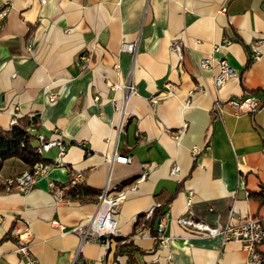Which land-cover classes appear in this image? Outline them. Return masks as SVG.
<instances>
[{"label": "crops", "instance_id": "crops-1", "mask_svg": "<svg viewBox=\"0 0 264 264\" xmlns=\"http://www.w3.org/2000/svg\"><path fill=\"white\" fill-rule=\"evenodd\" d=\"M123 40L139 41L135 60L120 50ZM176 40L182 58L171 47ZM254 43L261 54L251 61ZM206 58L225 59L237 76L217 88V66L200 67ZM129 77L138 93L125 101L112 85ZM248 95L263 103L254 114L236 116L225 104ZM16 107L39 119V133L65 143L66 166L25 195L0 194V264H26L14 234L26 227L40 264H246L239 243L196 234L179 219L224 229L258 217L264 225V0H0L1 129L12 127ZM115 154L131 161L108 162ZM29 167L10 158L0 174ZM144 170L146 180L131 191ZM72 172L92 191L83 200L68 193ZM49 181L65 189L66 201L53 199ZM107 186L130 190L116 234L108 247L80 246L74 230L94 216ZM158 203L166 212L163 248L155 237L160 219L135 227Z\"/></svg>", "mask_w": 264, "mask_h": 264}, {"label": "built area", "instance_id": "built-area-1", "mask_svg": "<svg viewBox=\"0 0 264 264\" xmlns=\"http://www.w3.org/2000/svg\"><path fill=\"white\" fill-rule=\"evenodd\" d=\"M44 5L47 0H40ZM10 9L6 6L1 11V16L4 18L8 15ZM222 12H226V9H222ZM139 41H125L123 40L120 45V50L122 52L130 54L135 60L138 54ZM259 43H254L251 45L252 60H257L260 57V50L258 47ZM172 49L182 58V47L179 41H173L171 45ZM216 51L219 49L216 48ZM217 66L218 72L215 76L214 83L217 88L222 87L230 79L237 76V72L225 59H220L215 61L213 58H206L200 61V67L204 70L211 69ZM168 93H173L174 90L170 84H166ZM114 90L123 91L125 94V101L133 95H137L138 90L133 82L132 78L129 77L123 83H116L112 85ZM51 100L55 99V96L50 97ZM151 102L153 105L158 103L156 97H152ZM189 101L186 106H189ZM229 106L236 116L242 114H254L260 110L263 103L262 101L254 95H248L240 98H231L225 103ZM223 104L216 103L215 109L218 110ZM18 108H14L12 111L13 118L11 125H17L21 116L18 113ZM221 111V110H220ZM122 123L120 124V129ZM30 131H34L31 127ZM184 129L178 131V133L173 134L172 138L179 141ZM38 146L36 149L37 155L43 158V156L50 152L53 148H58V153L54 159L51 161H41L30 166L27 170L21 173L4 176L0 174V194L8 193H29L36 185L39 179L47 178L50 171L55 168H63L66 166L64 157L67 152V146L63 141L59 139H48L45 135L37 133ZM195 156L200 154V149L197 147L192 149ZM107 161L113 163L117 161L119 163H129L131 161L129 156L117 155L113 157H108ZM178 171L177 167L172 169V174ZM148 172L144 170L140 177L133 183L130 190H134L137 184L143 182L147 178ZM69 182L71 186H82L85 183V176L82 173H70ZM49 188L53 199L57 203H63L67 199V194L65 189L58 186L54 181H49ZM128 187L122 189H113L107 186L99 195L97 201V210L94 216L90 219L84 227H76L75 233H78L81 239V245L88 241L97 240L102 242L106 247L109 246V237L116 234V215L118 214L120 205L127 199L128 192L130 191ZM79 198V194L76 195ZM192 203V196L188 199V206ZM160 203L153 207L149 212L146 213V219L152 216V213L156 207H159ZM166 214V212H165ZM165 214L160 218V222L157 228L156 241L158 242V247L163 248L168 238L165 236ZM179 223L191 228L196 234L214 237L221 235L225 243L236 242L239 243L246 253V264H264V254L261 252L260 247L264 244V225L262 220L258 217H247L244 221L237 225H229L224 229L219 227H212L208 224L195 221L192 217H181ZM17 241L19 243L18 253L21 254L26 261V264H40L38 259L30 251L31 243V231L28 227L25 228L23 233L14 232Z\"/></svg>", "mask_w": 264, "mask_h": 264}, {"label": "trees", "instance_id": "trees-1", "mask_svg": "<svg viewBox=\"0 0 264 264\" xmlns=\"http://www.w3.org/2000/svg\"><path fill=\"white\" fill-rule=\"evenodd\" d=\"M251 61H253L251 59ZM39 119L34 117H21L17 125L12 126L9 130H4L0 128V166L2 163L10 158H17L22 160L29 166H33L37 162L46 161L36 153L37 146L34 145V141L37 138V133H39ZM33 127L34 131H30ZM131 181L125 182V184H130ZM71 186V185H70ZM92 191L88 189L85 185L82 186H71L68 191L69 195L73 199L86 198ZM79 194V198L76 195ZM168 204V203H166ZM165 214V205L160 203L159 207H156L152 213L149 220H146V214H142L137 217L135 227H139L152 220L156 221L160 219ZM157 235V233H156ZM155 235V237H156ZM118 243L129 241L128 237H117ZM125 245H121V250Z\"/></svg>", "mask_w": 264, "mask_h": 264}, {"label": "rangeland", "instance_id": "rangeland-1", "mask_svg": "<svg viewBox=\"0 0 264 264\" xmlns=\"http://www.w3.org/2000/svg\"><path fill=\"white\" fill-rule=\"evenodd\" d=\"M34 145H35V146L38 145V141H37V140L34 141ZM47 155H48V153H46V154L44 155V157L47 156Z\"/></svg>", "mask_w": 264, "mask_h": 264}]
</instances>
